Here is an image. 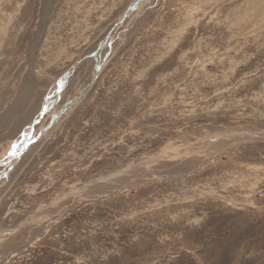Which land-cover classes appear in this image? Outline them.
<instances>
[{"label":"rangeland","instance_id":"374dc122","mask_svg":"<svg viewBox=\"0 0 264 264\" xmlns=\"http://www.w3.org/2000/svg\"><path fill=\"white\" fill-rule=\"evenodd\" d=\"M0 264H264V0H0Z\"/></svg>","mask_w":264,"mask_h":264},{"label":"snow or ice","instance_id":"6c2138e0","mask_svg":"<svg viewBox=\"0 0 264 264\" xmlns=\"http://www.w3.org/2000/svg\"><path fill=\"white\" fill-rule=\"evenodd\" d=\"M14 154V153H13Z\"/></svg>","mask_w":264,"mask_h":264}]
</instances>
